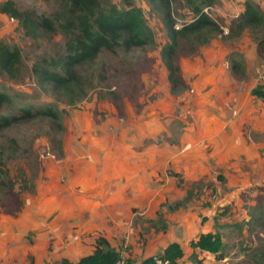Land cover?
Masks as SVG:
<instances>
[{
	"label": "rangeland",
	"instance_id": "374dc122",
	"mask_svg": "<svg viewBox=\"0 0 264 264\" xmlns=\"http://www.w3.org/2000/svg\"><path fill=\"white\" fill-rule=\"evenodd\" d=\"M5 1L0 42L20 48L22 61L16 77L0 70V93L8 96L0 122L17 118L0 127V227L28 215L40 225L25 244L4 238L2 248L26 251L23 264H60L71 260L75 235L84 231L80 257L103 235L142 264L163 258V239L185 235L187 224L198 236L219 234L226 246L220 260L206 264H264V102L252 94L264 87V0H170L176 27L193 21V3L219 27L203 43L182 41L183 80L174 89L163 55L170 42L165 5L101 0L140 8L152 34L143 47L104 50L77 67L87 94L75 104L34 72L43 59L64 55L73 35L56 21L34 37L1 11ZM14 1L56 18L67 0ZM248 2L260 25L242 26ZM25 109L33 115L25 117ZM89 220L101 227L88 232Z\"/></svg>",
	"mask_w": 264,
	"mask_h": 264
},
{
	"label": "trees",
	"instance_id": "16d2710c",
	"mask_svg": "<svg viewBox=\"0 0 264 264\" xmlns=\"http://www.w3.org/2000/svg\"><path fill=\"white\" fill-rule=\"evenodd\" d=\"M164 5V21L170 42L164 47L163 55L169 68V80L172 88L182 83L181 68L177 63V52L183 40L196 36L200 42L208 40L207 32H218L217 23L209 13L198 4L193 3L195 12L191 23L176 27V21L170 11V0H159ZM1 11L10 17L18 19L28 34L37 37L40 31H53L56 21H61L63 30L73 36L66 44V53L57 59H43L34 66L38 78L54 88L69 94L68 101L75 104L87 94V87L78 77L76 68L93 62L104 50L115 51L118 47L132 49L143 47L151 37L152 30L140 8H120L114 3H102L101 0H67L56 18L38 17L32 11H22L14 0H7L1 6ZM240 20L242 26L260 25L262 17L252 3L246 4ZM201 36H204L201 37ZM264 44V40L261 41ZM22 61L21 50L0 42V70L11 77H16ZM237 63L232 64L237 69ZM252 94L264 102V87L258 86ZM8 101L7 94L0 93V105ZM25 117L33 115L32 110L25 109ZM48 114L54 116L49 110ZM17 118L3 117L0 127L8 126ZM180 204V203H179ZM178 204V205H179ZM169 210L175 209L166 204ZM159 215V213H158ZM161 217V214L159 215ZM249 222V221H248ZM192 248L214 254L220 260L226 246L219 234L203 233L197 240L191 241ZM184 256L180 243H170L162 253L165 260L177 264ZM121 257V252L107 239L100 235L94 240L93 251L79 259L77 263L64 258L60 264H115ZM194 264H202L196 253L190 256ZM133 264V263H132ZM142 264H157L155 257H148Z\"/></svg>",
	"mask_w": 264,
	"mask_h": 264
},
{
	"label": "crops",
	"instance_id": "0c3cea01",
	"mask_svg": "<svg viewBox=\"0 0 264 264\" xmlns=\"http://www.w3.org/2000/svg\"><path fill=\"white\" fill-rule=\"evenodd\" d=\"M44 210H45V208H43L41 210V212H44ZM27 214H29V213H27ZM94 216H96V215H94ZM38 225H40V223H38L37 221H34V215L33 216L28 215L27 217H25V216L24 217H19V216L13 217L7 221L4 229L0 227V264H23V262H26L27 257H24L27 254L26 251H24L26 254H21V252L18 254H14L15 249L11 250L10 252H6L2 248L3 245L6 246V244L4 242V238H7L9 241H12L13 243L14 242L16 243L18 241V242H21V244H25L28 232H33ZM182 225L185 226L184 227L185 228L184 229L185 235L182 234L181 236L174 237V239L170 242V243H173V242L180 243L183 250H184V256L178 260L177 264H194L190 260V256L193 253L198 254V257L200 259H203L202 264H206L209 260L216 262L214 255H212V254L208 255L209 252L202 251L199 248H196V249L192 248L191 241L197 240L199 238L198 233L194 232L193 226L190 227L187 224H182ZM90 226H91V224H90V220H89V225L88 226L84 225V229H87V231L90 232L91 230H96V229L101 227V226H99V224H97V226L95 228H91ZM10 227H13V229H12V232H10L9 237H8L7 232L9 231ZM46 232H48V231H46ZM81 232H84V231H81ZM81 232L77 233L75 235L74 244H73L74 247H71L73 249L69 250V252H70L69 257H70L71 261H73L74 259H77V258L80 259L81 257H83V256L80 257L81 247H79V244L81 242V235L84 234ZM38 236H39V238H41L39 233H38ZM34 239H37V237H35ZM35 242H38V241H35ZM41 242H46L45 238H43V240ZM170 243L169 242L167 243V241L165 239H163V246H164L163 249H165ZM87 248L90 249L87 254L92 253L93 246L89 245V246H87ZM30 249H32V246H30ZM38 251H39V248L35 249L33 251V253H35V252L37 253ZM87 254H85V255H87ZM35 257H36V259H38L37 256H35ZM42 258H43V256H42Z\"/></svg>",
	"mask_w": 264,
	"mask_h": 264
},
{
	"label": "built area",
	"instance_id": "2783aa9c",
	"mask_svg": "<svg viewBox=\"0 0 264 264\" xmlns=\"http://www.w3.org/2000/svg\"><path fill=\"white\" fill-rule=\"evenodd\" d=\"M157 264H171L169 260H165L163 258H155ZM115 264H132V262L125 258L124 256H121L120 259Z\"/></svg>",
	"mask_w": 264,
	"mask_h": 264
}]
</instances>
